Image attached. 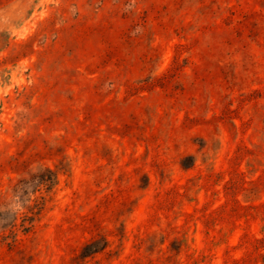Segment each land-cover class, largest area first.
<instances>
[{
  "label": "rangeland",
  "instance_id": "374dc122",
  "mask_svg": "<svg viewBox=\"0 0 264 264\" xmlns=\"http://www.w3.org/2000/svg\"><path fill=\"white\" fill-rule=\"evenodd\" d=\"M0 264H264V0H0Z\"/></svg>",
  "mask_w": 264,
  "mask_h": 264
}]
</instances>
